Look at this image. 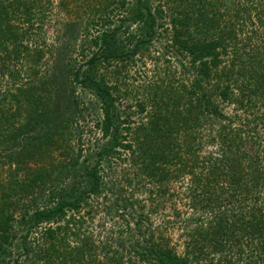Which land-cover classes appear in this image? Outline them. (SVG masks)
Here are the masks:
<instances>
[{
	"label": "trees",
	"instance_id": "16d2710c",
	"mask_svg": "<svg viewBox=\"0 0 264 264\" xmlns=\"http://www.w3.org/2000/svg\"><path fill=\"white\" fill-rule=\"evenodd\" d=\"M9 1L0 0V151H6L4 158L9 161H33L43 141L63 130L68 118L54 97L53 74L39 83L27 82L22 76V72L27 76L28 70L30 74L38 72L33 66L42 53L29 44L34 17L31 10L37 0ZM126 3L121 1L122 5ZM180 3L182 8H189L180 9ZM166 4L172 6L170 11L166 12L163 5L153 11L144 0H136L133 22H148L152 34L159 18L174 16L173 44L190 58L196 77L190 87L183 84V88L176 89L175 98L170 93L154 98L153 106L160 107L151 114L155 126L150 133H144L140 132L144 124H140L137 136L130 140L132 117L129 113L122 117L124 102L117 86L100 79L97 69L114 59L132 60L140 44L126 50L117 37L121 25L112 28L113 18H102L107 29L89 43L98 50L87 60L88 68H77L72 80L90 89L101 104L97 126L111 144L97 153L99 158L106 154L122 156L118 150L122 148L132 151V163L139 166L110 183V191L119 202L115 215L97 217L101 204L93 196L105 182L100 163L88 171L92 183L87 193L59 197L54 206L38 208L29 215L35 227L47 222L57 224L45 232L47 242L52 243L44 256L39 255L40 260L47 259V264L53 263L55 255H64V264H205L208 261L204 257L211 254L212 248L222 257L211 259L209 264H264V0H167ZM74 89L75 86L73 93ZM225 104L245 107L247 115L226 114L221 109ZM139 106L144 112L149 103L141 102ZM73 108L77 115L85 107L80 108L75 101ZM138 134L147 140L145 145ZM209 142L216 149L202 153L203 144ZM168 165L174 169L167 170ZM174 178L185 184L181 195L186 201L181 199L193 212L185 211V218L173 206L176 218L160 219L155 225L151 215L161 203L153 198L155 188L145 185L160 184L157 189L166 193V202L172 194L165 185ZM37 179H16L13 188L8 189L30 192V188L41 187ZM134 182L146 191L147 199L127 195ZM4 197L7 202V195ZM19 204L10 196L9 207L17 210ZM84 206L89 210L81 213ZM22 208L27 217L30 207L23 202ZM14 219V210L0 213V253L13 238ZM130 219L136 238L127 245L123 229H110L107 222H126L131 228ZM176 223L193 225L184 243L185 254H180L179 247L166 235ZM92 227L98 230L97 246L90 234ZM60 233H64L63 242L56 245ZM68 238L82 245L73 248ZM231 245L245 247L247 258L240 255L236 262L227 253ZM60 246L64 253H60Z\"/></svg>",
	"mask_w": 264,
	"mask_h": 264
},
{
	"label": "rangeland",
	"instance_id": "374dc122",
	"mask_svg": "<svg viewBox=\"0 0 264 264\" xmlns=\"http://www.w3.org/2000/svg\"><path fill=\"white\" fill-rule=\"evenodd\" d=\"M121 1L37 0L32 6L31 13L34 17L32 18L33 28L29 35V44H31L33 50L37 46V49H40L42 53L40 61L34 63L33 66L38 72L30 74L28 70L27 76L25 72H22V76L23 79H28L27 82L39 83L53 74L51 76V87L56 90L54 97L58 99L60 110L64 112V117L68 118V123L63 130L55 132L43 141V144L37 149V156L33 161H9L8 158H4L6 151H0V213L14 210L15 218L12 229L13 238L10 243L5 245L4 251L0 253V264H47V259L40 260L39 255L44 256L52 243L47 242L45 232L49 228H56L57 224L47 222L35 227L29 215H32L38 208L47 209L54 206L59 197L68 196L72 198L78 196L81 192L87 193L92 183L88 171L92 170L98 163L101 165V173L105 177V182L93 196V200L101 204L100 209L102 211L97 217L106 219V213L115 215L117 214L116 205L119 202L110 191V183H115L116 180L122 178L123 173H132V170H137L139 166V164L133 165L132 163V151H126L122 148H118L122 156L106 154L99 158L97 153L111 144L109 142L110 138L103 137L100 128L97 126V121L101 117V104L97 103L90 89L72 80L77 68L82 67L83 70L88 68L87 60L94 51L98 50L95 46L89 47V43L92 37L101 36L102 31L107 29L106 26L105 28L103 26L104 21H102V18L109 16L113 18L112 28L121 25L117 37L126 50H132L134 45L140 44V50L132 60L114 59L110 65L105 64L97 69L100 79H103L112 87L117 86L124 102L122 107L125 110H123L122 117L129 114L132 117L133 128L128 134L130 140L133 141L134 136H137L135 132L140 128V124H144L140 128V132L144 133H150L152 126H155L151 114L152 111L153 113L157 112L160 107L153 106L155 104L154 98L169 93L175 98L174 95L178 96V94L174 91L179 87L183 88V84H189L190 87L196 77L190 58H186L181 50L173 44L174 24L172 17L174 18V16L165 19L159 18L151 34L148 22L141 20L133 22L132 17L135 15L136 0H127L125 5H122ZM144 1L148 3L153 11L160 5L164 6L166 12L172 9L170 4H166L167 0ZM9 2L12 3L13 1L10 0ZM174 5L176 6V4ZM181 5L180 3V9L189 8L188 5L184 8ZM199 6L197 3V7ZM182 11L179 13H182ZM144 18H146V14ZM17 22L22 26L21 22ZM127 29H129V32H127ZM182 64H185L186 68H183ZM72 82H75V84ZM75 101L80 103V108L85 107L77 115H74L73 106H75ZM141 102L149 103L144 112H140L139 104ZM221 109L229 115L235 112L242 116L247 115L246 108L237 107L236 104H225ZM138 139L142 141V145H145L147 140L142 134H138ZM127 141H129V138ZM134 143L136 144V142ZM213 149H216V147L210 142L203 144L201 148L202 153L211 152ZM248 168L249 166H246V169ZM171 169L173 170L174 167L168 165L167 170L170 171ZM129 176L132 178V175ZM35 177L38 178L37 183L41 185L40 188H30V192L26 193L21 192L19 189H8L9 186L13 188L16 179L29 181ZM132 184H130V191L127 195L134 194L135 197L143 200L149 197L146 191L141 190L140 186L136 185V182ZM158 185L160 184L154 182L151 185H145L155 188L153 198L161 203L160 207H157L158 210L155 209L156 206L154 207L157 212L151 215L155 225L160 223V219L173 220L176 218L173 206L184 213L185 218L188 216L185 211H188L189 214L193 212L192 209L183 205L181 197L184 201L186 199L181 195V192L185 191V188H183L185 184L179 181L178 178H174L173 181L170 180L169 184L165 185L167 192L172 194L166 202L164 200L166 193H161L157 189ZM116 189L118 190L117 185ZM4 194L7 195V202H5ZM10 196L13 197V200L20 202L17 210L8 206ZM23 196L24 200L22 199ZM1 197L3 201H1ZM23 202L26 203L27 207H30L27 217L23 215ZM163 202L165 206L167 205L166 207L162 205ZM151 207L150 202L147 201V209ZM88 210L89 207L84 206L81 213ZM262 212L264 213V210ZM97 220L100 221L98 218ZM118 220L121 221L119 217H117ZM130 221L131 228L126 222H107L110 229L114 226L123 229V241L127 245L134 242L136 238L134 222L132 219ZM59 224L64 225V222ZM191 227L193 225L184 226L182 223H176L166 232V235L179 247L178 252L180 254L186 252L184 243L189 237ZM90 232H93L90 234H93V238L97 240V242L94 241L97 246L99 243L98 230L92 227ZM63 237L64 233L58 235V239L55 240L56 245L63 242ZM67 243L73 248L82 245L81 241L74 238H68ZM207 244L209 245L208 241ZM208 245L205 246L208 248ZM64 250L61 248L60 253H64ZM228 250L227 253L232 255L236 262H238L240 255H243V259L248 256V250L245 247L234 248L231 245ZM242 250L243 254H240ZM205 251L209 253L208 250ZM210 252L211 254L208 257H204L207 259L205 261H208L205 264H209L211 259L222 257L221 253L214 252V248ZM65 261L64 255H58V257L55 255L52 264H64ZM205 261L202 260L201 262L204 263Z\"/></svg>",
	"mask_w": 264,
	"mask_h": 264
}]
</instances>
